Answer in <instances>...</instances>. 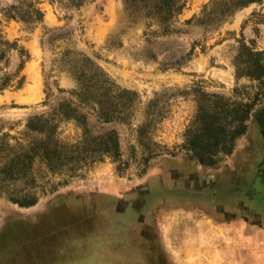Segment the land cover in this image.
<instances>
[{
  "label": "rangeland",
  "instance_id": "rangeland-1",
  "mask_svg": "<svg viewBox=\"0 0 264 264\" xmlns=\"http://www.w3.org/2000/svg\"><path fill=\"white\" fill-rule=\"evenodd\" d=\"M18 1L0 0V29L27 54L15 77L23 75L21 86L14 80L0 89V137L4 142L27 141L25 122L30 115L46 113L63 99L78 103L79 97L71 91L78 81L71 70L84 56L90 58L87 65L92 63L116 86L136 93L125 119L103 122L91 106L79 105L87 112L92 132L116 130L121 151L117 159L105 155L72 176L47 173L35 161L32 172L38 199L34 204L21 206L4 191L0 193V264H118L113 252L121 249L123 233L115 231L122 225L136 231L141 227L142 234L151 238L158 239V233L177 264H245L243 234L238 240L242 245L232 255L231 232L226 231V224L213 220L217 225L210 237L213 251L203 256L193 250L180 253L183 229L207 214L168 201H212L208 197L211 186L197 194L190 181L176 183L171 176L173 172L183 178L195 176L191 167L186 169L173 158L186 159L179 146L197 108L198 90L253 101L250 117L257 120L261 132L259 139L254 131V139L245 148L249 155L246 152L240 159L242 165L235 174L220 173L213 193L219 197L243 194L257 166L260 170L263 164L264 173V76L247 73L251 65L246 48L261 51L264 62V0L240 6L232 0H173L167 18L161 17L166 12L161 6L164 0H84L80 5L69 0H28L43 11L42 19L34 22L7 16V8ZM17 53L8 52L5 69L16 67L22 58ZM28 64L34 66L35 74ZM34 78L38 89L24 90L35 83ZM142 123H147L145 138L157 143L149 142L150 148L159 152L144 172L141 156L146 147L137 139ZM248 129L252 131L251 126ZM57 130L60 137L75 140L81 128L70 119L61 120ZM194 167L201 172L200 166ZM48 178L67 180L49 191ZM21 185L22 181H16V186ZM142 219L145 222L140 223ZM150 221L154 226H147ZM253 238L261 240L255 231ZM181 255H186L185 261ZM247 264H264V260L253 254Z\"/></svg>",
  "mask_w": 264,
  "mask_h": 264
},
{
  "label": "trees",
  "instance_id": "trees-1",
  "mask_svg": "<svg viewBox=\"0 0 264 264\" xmlns=\"http://www.w3.org/2000/svg\"><path fill=\"white\" fill-rule=\"evenodd\" d=\"M84 0H69L72 5H80ZM173 0H164L165 13L161 15L167 18L172 14ZM250 1L258 0H232L235 6L244 5ZM23 4H26L24 7ZM182 5L176 6L181 8ZM175 8V9H176ZM7 16L20 18L26 22L41 20L43 11L35 6L33 1L19 0L12 4L6 11ZM246 47V46H245ZM250 58V68L247 73L255 78L264 76V62L261 60V51H253L246 47ZM17 50L22 58L13 70L5 69L7 54ZM25 48L18 45L16 39L5 37L0 29V89L10 86L16 81L20 87L23 75L17 79L25 60ZM24 55V56H23ZM82 63H74L71 73L78 81V86L71 89L78 97V103L63 99L46 113L30 115L26 122L28 139L25 143L17 141L15 144L4 142L0 137V193L4 191L7 197L21 206H30L37 199V191L34 188L35 177L32 166L35 161L43 164L47 173H66L72 176L79 168L102 160L107 155L117 159L121 153L118 134L115 129H107L94 133L87 125V112L79 109V105H89L93 108L97 119L103 122L125 119L130 112L135 90L116 86L97 67L87 65L90 58L83 57ZM248 66V67H249ZM63 89V88H59ZM197 95V108L193 117L184 131L180 148L185 151L184 157L196 162L203 167H218L222 164L226 155L232 153L237 139L247 131V120L254 108V102L243 99H231L222 93L199 91ZM74 120L80 126V134L75 140L60 137L57 130L61 120ZM146 124L138 125V142L146 147L143 150L141 160L144 164L142 172L149 165V160L158 154L149 146L151 141L146 137ZM157 144V143H156ZM22 181L23 185L16 186V181ZM64 180H49V191H53ZM26 186V187H25ZM41 186L43 192L46 189Z\"/></svg>",
  "mask_w": 264,
  "mask_h": 264
},
{
  "label": "crops",
  "instance_id": "crops-1",
  "mask_svg": "<svg viewBox=\"0 0 264 264\" xmlns=\"http://www.w3.org/2000/svg\"><path fill=\"white\" fill-rule=\"evenodd\" d=\"M247 124L248 127L251 126L252 131L250 132L247 127L246 133L237 139L232 153L226 155V158L222 162L223 164L218 167L207 168L196 162L189 161L188 159L180 160V158H173L177 161H182L186 169L191 167V171L189 170L190 173L192 174V171H194L195 174L194 177L188 176L183 178L181 173H175L171 171L173 172L171 176L174 179V182L187 183V181H190L192 187L196 188L194 191H196L197 194L203 193L205 187H208L207 185L211 186L212 188L210 191L211 194L209 193L208 196L212 200L210 202L205 200L192 202L189 200V198L180 199L181 201H179V203H172L171 201H168V204L181 205L182 208L186 207L187 210L196 209L197 211H201L200 213L203 212V214H207V218L203 217L202 219H198V222H196L195 225L192 227L186 225V228L183 229L184 239L182 241V246H180V253H186V251L193 250L194 252L200 253V256H203L205 252L210 254L213 251L211 250V242H213L210 240V237L212 236L211 232L214 231V228L217 226L212 223L213 220V222L219 223V225L226 224V231L231 232V248L233 249L230 253H232V255L237 253L238 245H242L238 243V240H240L239 236L242 237L243 234V253L246 257V260H244L245 264H247L248 259L253 257V254L260 256L264 260V175L260 174L263 164L260 166V170H258L259 166L255 165L257 166L256 172L252 177L247 179V191L243 194L240 193L236 195L235 192L232 194L230 192L229 196L219 197L213 193V186L215 185V182L222 178L220 173L223 171H228V173H231V175H229L231 177L237 171L236 168L242 165L240 159H243V156L246 152L248 154V151L245 148L249 147V142L254 139L253 135L255 130L258 132L257 135H259V139L261 138V132L259 130L257 120L255 119V122H253L252 118L250 117ZM167 161L169 162V160ZM194 165L197 167L200 166L202 168L200 173L199 168L197 170ZM182 171L184 172L185 170ZM187 188H189V186ZM183 193L187 195L188 191ZM190 196H192V194ZM253 209L257 211H253ZM226 217H228V221L223 222L224 218ZM209 220L212 224H209L208 226L206 223L209 222ZM140 221H142L140 223L145 222L144 219ZM153 223L154 222H151L147 224V226H154ZM142 231L143 229L141 227H139L138 231H136L127 229L126 225H122L121 228L115 231L119 234L120 232L123 233L120 240L121 243L119 244L121 249L115 250L113 252V258L115 257L118 259V264H171L172 262L177 264L175 262V254H173L172 249L169 248L167 244H163L162 239H160L161 236L158 233L157 237L159 240L156 238H151V235L149 236L148 234H142ZM254 231L258 232V235H260V241L254 240ZM115 232L113 234H115ZM146 238H148L149 244L145 243ZM115 240L116 238L111 240V242L107 241V243L111 244ZM101 241L99 240V242L102 244ZM156 241H158L157 244ZM102 245L104 246V244ZM181 257L182 260H186V255H181Z\"/></svg>",
  "mask_w": 264,
  "mask_h": 264
},
{
  "label": "bare ground",
  "instance_id": "bare-ground-1",
  "mask_svg": "<svg viewBox=\"0 0 264 264\" xmlns=\"http://www.w3.org/2000/svg\"><path fill=\"white\" fill-rule=\"evenodd\" d=\"M27 68H29V70L33 73V71H34V74L36 73V71H35V68H34V66L32 65V64H28V66H27ZM37 76H35V78H36ZM34 78V80H35V83L34 84H32L30 87H28V89H24V90H37L38 89V87H39V84H38V82L36 81V79ZM27 94V93H26ZM27 95H29V94H27ZM32 96V95H31ZM28 97V96H27Z\"/></svg>",
  "mask_w": 264,
  "mask_h": 264
},
{
  "label": "flooded vegetation",
  "instance_id": "flooded-vegetation-1",
  "mask_svg": "<svg viewBox=\"0 0 264 264\" xmlns=\"http://www.w3.org/2000/svg\"><path fill=\"white\" fill-rule=\"evenodd\" d=\"M261 113V112H260Z\"/></svg>",
  "mask_w": 264,
  "mask_h": 264
}]
</instances>
